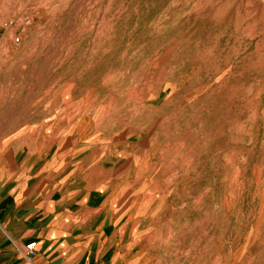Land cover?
<instances>
[{
	"label": "rangeland",
	"instance_id": "rangeland-1",
	"mask_svg": "<svg viewBox=\"0 0 264 264\" xmlns=\"http://www.w3.org/2000/svg\"><path fill=\"white\" fill-rule=\"evenodd\" d=\"M29 154L121 195L129 264H264V0H0V168Z\"/></svg>",
	"mask_w": 264,
	"mask_h": 264
},
{
	"label": "crops",
	"instance_id": "crops-1",
	"mask_svg": "<svg viewBox=\"0 0 264 264\" xmlns=\"http://www.w3.org/2000/svg\"><path fill=\"white\" fill-rule=\"evenodd\" d=\"M68 158L29 154L0 168V264H129L142 219L68 169Z\"/></svg>",
	"mask_w": 264,
	"mask_h": 264
},
{
	"label": "built area",
	"instance_id": "built-area-1",
	"mask_svg": "<svg viewBox=\"0 0 264 264\" xmlns=\"http://www.w3.org/2000/svg\"><path fill=\"white\" fill-rule=\"evenodd\" d=\"M34 245H35L34 243L27 245V246L25 247V250H26V251H32V249L34 248Z\"/></svg>",
	"mask_w": 264,
	"mask_h": 264
},
{
	"label": "bare ground",
	"instance_id": "bare-ground-1",
	"mask_svg": "<svg viewBox=\"0 0 264 264\" xmlns=\"http://www.w3.org/2000/svg\"><path fill=\"white\" fill-rule=\"evenodd\" d=\"M144 102H145L144 100L141 101V103H144Z\"/></svg>",
	"mask_w": 264,
	"mask_h": 264
}]
</instances>
